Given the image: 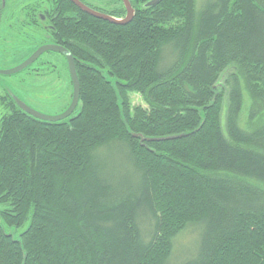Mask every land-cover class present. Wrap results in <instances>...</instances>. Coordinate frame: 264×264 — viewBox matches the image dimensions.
<instances>
[{
	"label": "trees",
	"instance_id": "obj_1",
	"mask_svg": "<svg viewBox=\"0 0 264 264\" xmlns=\"http://www.w3.org/2000/svg\"><path fill=\"white\" fill-rule=\"evenodd\" d=\"M104 1L86 5L125 17ZM149 1L128 0L119 26L47 0L78 105L46 123L6 94L0 264H170L189 229L194 245L172 264H264V0ZM43 4L20 26L41 27Z\"/></svg>",
	"mask_w": 264,
	"mask_h": 264
},
{
	"label": "rangeland",
	"instance_id": "obj_2",
	"mask_svg": "<svg viewBox=\"0 0 264 264\" xmlns=\"http://www.w3.org/2000/svg\"><path fill=\"white\" fill-rule=\"evenodd\" d=\"M16 1L25 3L29 0ZM84 1L96 7L104 5H98L99 2L96 0ZM203 1L204 0H196L197 8ZM22 3L16 7L14 0H10V5L0 21V45L3 43L4 39H9L11 41H18L21 39L27 40L31 43L30 38L33 37H30L27 34V32H29L28 29L16 26L10 27V25L14 23V20L18 17L19 11L23 6ZM13 13L14 16L12 15ZM20 15L23 14L21 13ZM20 18L22 19V16H20ZM19 21L20 20L16 19V22ZM25 43L28 44L27 42ZM0 58L3 59V61L0 62V70H8L18 65L17 58L13 59L7 54L1 55ZM224 76H226V73L221 76L222 80ZM109 80L112 83L114 82L113 79ZM2 93L12 94L27 107L43 115L55 116L60 114L70 104L72 95V85L65 58L58 53L45 52L32 66L30 65L27 69L10 76L0 75V95H2ZM129 99L131 106L145 107L140 96L131 94L129 95ZM247 109L248 101L244 96V109L240 117L241 126H243L246 120ZM4 113L5 110L0 108V118ZM222 120H224V115L222 116ZM0 209L2 208L0 207ZM23 230L15 232L12 231L11 233H13V238L16 240L20 239L19 236ZM196 237V232L189 229L175 239L173 253L170 259L171 262L169 261L170 264L177 261L179 262L180 259L183 258V255L187 252V250H190V248L194 245Z\"/></svg>",
	"mask_w": 264,
	"mask_h": 264
},
{
	"label": "water",
	"instance_id": "obj_3",
	"mask_svg": "<svg viewBox=\"0 0 264 264\" xmlns=\"http://www.w3.org/2000/svg\"><path fill=\"white\" fill-rule=\"evenodd\" d=\"M69 1L76 8H78L81 12L85 13L86 15H88L94 19H97V20L108 22V23L113 24V25H119V26L126 25V24L130 23L134 17V10L131 8L128 0H121L123 3L124 9L126 11L125 17L122 19H116V18H113L109 15L97 12V11L89 8L88 6H85L84 4H82L78 0H69ZM158 2H160V0H151L145 6L146 7H152V6L156 5ZM45 52H54V53L61 54L66 60L69 78H70V82L72 85L71 101H70V104L68 105V107L58 115L47 116V115H43L41 113H38V112L30 109L29 107H27L25 104H23L21 101H19L12 94H8V95L11 98V100L18 106V108L20 110H22L24 113H26L28 116H30V117L38 120V121H42V122L56 123V122H61L63 120H67L68 118H70L72 116V114L74 113L77 105H78L79 82H78V78H77V75L75 72V66H74L73 58L68 51H66L65 49H63L60 46L53 45V44L40 46L29 57H27L23 62H21L19 65L15 66L11 69H8V70H0V75L10 76V75L17 74V73L23 71L24 69H27L30 65H32ZM132 137L133 138H140V142L152 140V139L151 140L150 139H144L141 135H132ZM176 138H178V137L169 138V139H176ZM12 231H14V230L11 229L9 231V233L7 234V236H10V235L13 236V233H11Z\"/></svg>",
	"mask_w": 264,
	"mask_h": 264
},
{
	"label": "flooded vegetation",
	"instance_id": "obj_4",
	"mask_svg": "<svg viewBox=\"0 0 264 264\" xmlns=\"http://www.w3.org/2000/svg\"><path fill=\"white\" fill-rule=\"evenodd\" d=\"M5 1L6 0H0V21H1V18H2V16L5 14V12L7 11V7H6V5H5ZM24 1H26V0H24ZM45 2V5L43 4V5H41L43 8H44V11H45V14H46V16H43V15H41V14H38L37 15V18H39V21H40V23H41V27L40 26H32V27H30V28H28V30H29V32H27L28 34H29V36L30 37H33V38H30V41H31V43H33V44H31L29 41H27V40H18V41H11V40H9V39H4V41H3V43L0 45V49L2 50H0V57H1V55H8L9 57H11V58H13V59H15V58H17V60H18V65L21 63V62H23L27 57H29L36 49H35V47H37V45H34V39H37V41H40V40H44L45 42H44V44L43 45H48V44H53V43H51V41L49 40V36H50V32H52L53 31V25L55 24V20L57 19V17L56 16H53L52 17V13H50L49 11H48V3H47V0H29V1H26L25 3H22L21 1H16V0H14V2H15V6L17 7V6H19V5H21V3L23 4V6H22V8L20 9V11H19V14H18V17L16 18V19H18V20H20L19 22H16V19L14 20L15 22L14 23H10L11 25H10V27H14V26H16V27H19V28H21V26H20V24H24V22H21L22 20H23V16H24V14H25V11L27 10V8L28 7H32V8H34V6H36L37 4H41V2ZM69 1V0H68ZM78 1H80L82 4H84L85 6H88V5H86V4H89V3H87V2H85L84 0H78ZM97 2H99V4L98 5H100V4H104V0H101V1H99V0H96ZM121 1V0H120ZM70 2V1H69ZM71 3V2H70ZM121 3H122V1H121ZM72 4V3H71ZM123 4V3H122ZM73 5V4H72ZM15 7V8H16ZM90 8V7H89ZM92 9V8H91ZM22 11V12H21ZM23 14V15H20V14ZM17 14V13H16ZM104 14V13H103ZM13 16H14V13L12 14ZM16 16V15H15ZM20 16H22V19L20 18ZM48 22V23H47ZM32 24V23H31ZM15 27V28H16ZM42 32V33H41ZM36 41V42H37ZM25 42H27L28 44H26ZM40 45V44H39ZM38 45V46H39ZM43 45H41V46H43ZM53 45H55V44H53ZM40 47V46H39ZM39 47H37V48H39ZM35 49V50H34ZM43 55V54H42ZM41 55V56H42ZM40 56V57H41ZM39 57V58H40ZM38 58V59H39ZM37 59V60H38ZM36 60V61H37ZM1 61H3V59H1L0 58V62ZM35 61V62H36ZM34 62V63H35ZM33 63V64H34ZM32 64V65H33ZM31 65V66H32ZM29 69H31V68H29ZM1 97H0V102L2 103V105L3 106H0V108L2 109V110H5V112H7L8 111V109H9V106H8V104H9V102H8V98H7V96H6V94L4 93H2V95H0ZM7 98V100H5ZM10 101V100H9ZM14 105H15V107H17L18 108V106L14 103ZM19 109V108H18ZM1 119V118H0Z\"/></svg>",
	"mask_w": 264,
	"mask_h": 264
}]
</instances>
